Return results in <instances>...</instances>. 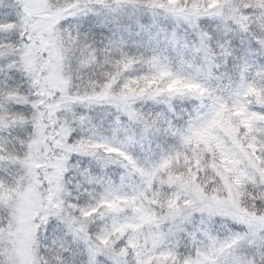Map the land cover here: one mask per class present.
Segmentation results:
<instances>
[{
	"label": "snow or ice",
	"instance_id": "1",
	"mask_svg": "<svg viewBox=\"0 0 264 264\" xmlns=\"http://www.w3.org/2000/svg\"><path fill=\"white\" fill-rule=\"evenodd\" d=\"M0 264H264V0H0Z\"/></svg>",
	"mask_w": 264,
	"mask_h": 264
}]
</instances>
